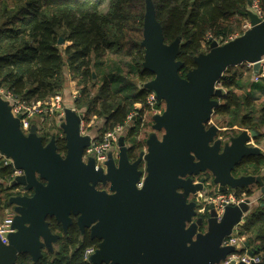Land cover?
Instances as JSON below:
<instances>
[{
    "label": "water",
    "instance_id": "95a60500",
    "mask_svg": "<svg viewBox=\"0 0 264 264\" xmlns=\"http://www.w3.org/2000/svg\"><path fill=\"white\" fill-rule=\"evenodd\" d=\"M250 24L233 40L223 44L213 41L208 52L195 58L196 67L182 77L183 63L176 58L179 41L165 43L152 0H147L144 67L155 76L145 88L165 104L153 122L155 128L165 132L162 140L151 137L147 152L142 151L133 162L128 157L126 136L122 135L118 162L110 154L106 172L95 169L94 158L83 159L91 136L80 134L82 113L71 108L65 111L61 129L67 153L62 156L55 136L44 145L36 125L26 135L20 127L21 115L14 116L8 101L0 95V151L23 171L11 186L33 190L32 195L10 199L16 212L14 232L8 244L0 239V264H16L25 255L38 260L44 248L52 251L58 236L49 227V217H55L66 229L73 223L72 216H78L81 229L91 226L95 235L105 238L91 256L93 264H216L234 253L236 248L223 242L252 213L251 197L238 205H227L220 219L210 204L205 235L198 233L201 219L187 228L186 222L197 213L196 204L188 202L189 195L208 194L207 179H195L207 171L214 176L219 191L248 187L254 182L263 184L261 176L233 174L244 157L262 153L259 147L247 145L259 136L255 129L244 130L231 139L230 145L222 147L219 139L214 140L217 127H207L224 95L216 85L227 68L252 63L253 72L259 74L264 56V19L250 11ZM143 160L145 176L139 188ZM99 181H109L112 193L98 190ZM196 234L198 239L194 240ZM244 245L248 254L255 253L247 242Z\"/></svg>",
    "mask_w": 264,
    "mask_h": 264
},
{
    "label": "trees",
    "instance_id": "16d2710c",
    "mask_svg": "<svg viewBox=\"0 0 264 264\" xmlns=\"http://www.w3.org/2000/svg\"><path fill=\"white\" fill-rule=\"evenodd\" d=\"M254 0H152L164 41H179L177 60L183 63L180 75L196 67L195 58L210 49L213 41L225 43L244 32L250 21ZM264 12V0H259ZM147 0H0V88L26 100L41 101L61 94L65 76L75 82L80 97L74 102L92 128L103 121L100 133L125 125L130 114L135 119L127 127L128 157L136 161L145 147L139 139L150 112L149 90L145 84L155 76L144 67V22ZM63 39V43H60ZM248 72V73H247ZM246 73L227 68L220 83L226 88L212 120L235 130L264 126V78L253 81ZM236 132L227 135L230 139ZM48 136V135H47ZM46 135L43 144L49 141ZM257 141H259L257 139ZM58 153H67L64 133L56 136ZM264 171V154L243 158L235 167L236 177ZM13 169L0 159V211L11 206L22 186L8 185ZM228 194L231 190L221 191ZM236 197H251L249 187L234 190ZM209 206L203 217H210ZM58 236L52 251L42 250L38 260L25 255L16 264H91L85 254L94 240L74 221L66 229L55 217L48 218ZM83 232H82V231ZM205 229L202 227L201 231ZM249 248L255 249L264 264V196L260 204L238 228ZM247 248L240 250L244 252Z\"/></svg>",
    "mask_w": 264,
    "mask_h": 264
},
{
    "label": "built area",
    "instance_id": "2783aa9c",
    "mask_svg": "<svg viewBox=\"0 0 264 264\" xmlns=\"http://www.w3.org/2000/svg\"><path fill=\"white\" fill-rule=\"evenodd\" d=\"M251 11L256 13L260 18L264 19V12L260 6L259 0H254V2L251 5ZM251 26L249 25V28ZM247 24L244 26V32L249 29ZM237 35H233L230 37V40H233L236 38ZM227 42V41H226ZM261 67L259 74H255L253 72V81L258 82L262 78H264V56L260 60ZM248 69L253 70V64L252 63H246ZM216 88H221L223 92H226V88L223 87L220 83V81L217 83ZM150 91V90H149ZM0 95L3 96L6 100L9 101V104L11 106V112L14 116L21 115L20 118V127L22 131L27 135L30 133L33 125H36L38 127V131L41 130L46 125L47 119H62L65 116V111L67 108H71L77 112H80L84 115L82 110H79L75 104L74 105H66V102L61 94H56L50 98H47L45 100L41 101H34V100H26L24 98H21L19 96H15L11 92L0 89ZM80 97L79 92L76 90L72 93V99L73 102L77 98ZM147 103L150 107V112L155 113H162L164 111V107L162 106L163 103H159L157 100L156 93L154 91H150L147 96ZM221 103V100H220ZM137 115L136 112H133L130 114L126 120L125 125H118L113 129L107 130L103 133H99V135L93 136L91 131H89V128L92 126V123H87V121L84 119V116L82 117L81 123H80V134L90 135L91 136V143L90 145L85 149L83 159L84 161H88L89 158H94L96 162V167L100 169V167H106V162L109 158L110 153H117L119 150V139L122 135H125L127 132V127L129 124H131L132 120L135 119V116ZM148 113L145 114L144 120H146ZM38 118H40V121L38 122ZM247 144H252L253 146H257L261 149V152L264 154V143L255 142V139L251 138ZM0 159L4 161V163L8 166H11L13 169L12 178L10 179L8 185L11 186V183L13 180L23 174V171L20 169H17L13 165V160L11 158H7L5 154H3L0 151ZM107 168V167H106ZM143 179L138 183V187H142L143 185ZM199 196L202 197V192L199 193ZM246 198L245 195H242L241 198L236 197L235 192L231 191L228 194H224L222 192L216 193L213 196H210L205 199L206 204L199 207L200 212H204L206 210V207H208L210 204L214 205V208L217 212V216L219 218L222 217V215L225 212V208L227 205L233 204L238 205L241 201H243ZM16 212L14 210V207H9L4 209V214L2 217H0V239L3 243L8 244L9 242V235L14 232L13 229V223L15 218ZM245 222V219L238 224L233 233L226 238V240L223 242V245L225 246H234L236 248V251L228 256V260L226 261V264L234 261L235 263L244 262L246 264H260L262 261V258L260 255L253 254L250 255L247 252H241L244 248V242L245 238L241 237L238 234V228ZM95 253V251L91 248L87 249L85 254V259L88 262H91V256Z\"/></svg>",
    "mask_w": 264,
    "mask_h": 264
},
{
    "label": "rangeland",
    "instance_id": "374dc122",
    "mask_svg": "<svg viewBox=\"0 0 264 264\" xmlns=\"http://www.w3.org/2000/svg\"><path fill=\"white\" fill-rule=\"evenodd\" d=\"M248 28H249V25L251 26L250 24V21L246 22ZM245 24V25H246ZM244 25V26H245ZM243 26V27H244ZM244 30V28H243ZM244 33V32H243ZM242 33V34H243ZM241 35V34H240ZM239 35V36H240ZM238 37V36H237ZM232 70H235L236 68H238L240 71H244L246 73V71H248V67H247V64L246 63H243V64H240V65H237V66H231ZM248 73V72H247ZM66 80H65V85L67 82L70 81V77L68 75L65 76ZM67 86V85H66ZM61 95L62 92H61ZM3 97V96H2ZM4 98V97H3ZM5 99V98H4ZM6 100V99H5ZM8 101V100H7ZM9 103V101H8ZM264 103V98L260 101H258V105H262ZM10 105V104H9ZM66 105L69 106V102H66ZM162 106L165 108V104H162ZM159 114H162V113H155V112H149L147 117H146V122L147 123H150V125H146L145 127L142 128V131H141V134L139 135V139L141 140H145V147H144V150L145 152H147L148 150V145H147V141L151 138V137H156L157 139L159 140H162V136L165 132L164 129H157L154 127V117L156 115H159ZM101 122H103L102 120L99 121V124H102ZM46 127H48V130H49V133L48 134H51L50 132H54V136H57L59 134H62L63 130L61 129V124H58V120L57 119H52L50 120L46 125ZM210 126H216L217 127V130H216V135L214 137V140L216 139H219L222 143V147L226 146V145H230L231 144V139L227 136V135H231V134H234L235 131L236 132V136L238 135H242L243 131L241 130H237V128H235V130H227L228 128L226 127H223V126H220L219 124H217L215 122V119H211L210 123H208L207 127H210ZM92 128H89V131H91ZM62 131V132H61ZM255 131L257 132V134H259V136L256 138V139H259V141H256V142H264V126H261L260 129H255ZM92 133V132H91ZM251 140V139H250ZM127 142V141H126ZM128 145V143H127ZM248 146H253L252 144H247ZM145 164H144V160L142 161V163L140 164V167L139 169H141L143 172L142 176H141V179L145 176ZM206 177V179L208 180L205 185L207 187V192H208V195L204 194V192H202V197H200V203H202V206L206 204L205 202V199H206V196L207 198L210 197V196H213L215 195L216 193H219L220 191H218V185L214 184V176L212 175V173L210 171H207L206 174L204 175ZM99 188H103V189H106L108 192L112 193V189H111V183L109 181H107L106 183H102V185H98ZM227 189L231 190V191H234L235 189H232L231 187H227ZM25 188L23 189H15L13 192H21V194H25ZM231 205V204H230ZM201 206V205H200ZM10 207H13V205H11ZM4 214V209H2L0 211V217H2ZM219 218V217H218ZM199 219H203L201 217V215H199ZM209 219V218H208ZM220 219V218H219ZM204 231H199L198 233H201L202 235H205L206 232L208 231V224L206 223L205 226H204ZM198 239V234H196L194 236V240ZM54 243L53 242V248H54ZM229 256V255H228ZM228 260V257L224 260H221V262L219 263H216V264H225L226 261Z\"/></svg>",
    "mask_w": 264,
    "mask_h": 264
},
{
    "label": "flooded vegetation",
    "instance_id": "af4514ba",
    "mask_svg": "<svg viewBox=\"0 0 264 264\" xmlns=\"http://www.w3.org/2000/svg\"><path fill=\"white\" fill-rule=\"evenodd\" d=\"M49 133V130H48V127H44V128H41V130H39V135L40 136H42L43 138H44V135H48L47 136V138L49 139V141L48 142H50L51 141V139H52V137L54 136V132H50L51 134H48ZM56 137V136H55ZM250 141V140H249ZM248 141V142H249ZM257 141V139H255V142ZM257 143V142H256ZM110 154H112L113 155V157H114V159H115V161H116V163L118 162V152L117 153H110ZM109 154V155H110ZM132 162V161H131ZM100 168H102L103 170H104V172H106L107 171V168L106 167H100ZM95 169L97 170V169H99V168H97L96 166H95ZM206 173H203V174H201L200 176H198V177H196L195 179H196V181H198L201 177H205L204 175H205ZM206 178V177H205ZM208 181V180H207ZM206 181V182H207ZM102 183H104V182H101V181H99L97 184H96V188L98 189V190H105L106 192H108L106 189H103V188H99L98 187V185H102ZM23 189V188H22ZM218 191H219V186H218V189H217ZM25 192L27 191V190H24ZM221 192V191H220ZM108 193H110V192H108ZM204 194H206V193H204ZM206 195H208V194H206ZM200 196H199V193L198 194H190L189 195V197H188V202H194L195 204H196V206H195V209H196V211H197V213H196V215L192 218V220L190 221V222H186V228L188 227V226H190L191 225V223H193V222H197V220H199V215H201V217L203 218V219H201L202 220V224L200 225V226H198V229H199V231H201V228L203 227L204 228V226H205V224H206V222L208 221V219L206 220L204 217H203V215L206 213V210L204 211V212H200V210H199V207H200V205H201V203H200ZM210 210V209H209ZM72 219H73V223H74V221L78 224V216H72ZM72 223V224H73ZM79 225V224H78ZM93 225V224H92ZM80 227V226H79ZM81 229V228H80ZM82 230H85V232H83ZM81 231L83 232V234H85V233H87L88 234V236H89V238L90 239H92V240H94V243L92 244V245H90L89 246V248H91V249H93L95 252H96V250L97 249H99V247H100V245L103 243V241L105 240V238L104 237H99V236H97V235H95L94 233H93V231H92V227L91 226H89V227H85L84 229H82ZM55 244H56V242L54 243V246H55ZM88 248V249H89ZM44 249H46V248H44ZM43 249V250H44ZM47 250V249H46ZM91 263V262H90ZM91 264H93V263H91ZM102 264H110V263H102Z\"/></svg>",
    "mask_w": 264,
    "mask_h": 264
},
{
    "label": "crops",
    "instance_id": "0c3cea01",
    "mask_svg": "<svg viewBox=\"0 0 264 264\" xmlns=\"http://www.w3.org/2000/svg\"><path fill=\"white\" fill-rule=\"evenodd\" d=\"M70 77V76H69ZM253 78V77H252ZM67 85V86H66ZM66 85H65V87H64V90L62 91V97L64 98V100H65V102H69V105H74V102H73V99H72V93L74 92V91H76V86H75V82L74 81H72L71 79H70V81L69 82H67L66 83ZM164 104V103H163ZM57 119V118H56ZM50 120H52V119H47L46 120V122L48 123ZM58 120V124H62V122L64 121V118H62V119H57ZM40 121V118H38V122ZM46 123V124H47ZM98 124H96L95 126H93L92 127V129H91V132H92V134H93V136H98L99 135V128H100V126H101V124H99V121L97 122ZM102 123V122H101ZM45 127V126H44ZM43 127V128H44ZM235 128H237V130L239 129V130H241V131H244V130H252V129H243V128H240V127H238V126H235L234 127V129ZM257 130V129H256ZM62 132V131H61ZM259 140V139H258ZM262 143H264L263 141H262ZM118 152H119V150H118ZM255 176H261L262 177V180H263V184H264V171L261 173V174H258V175H255ZM263 184H260V183H256V182H254V183H252V184H250L248 187L249 188H251L252 190H253V195L251 196V198L254 200L253 201V204H252V206H253V210H254V208L255 207H257L259 204H260V199L264 196V192H263V190H262V188H263ZM244 252H246V250L244 251Z\"/></svg>",
    "mask_w": 264,
    "mask_h": 264
},
{
    "label": "bare ground",
    "instance_id": "6f19581e",
    "mask_svg": "<svg viewBox=\"0 0 264 264\" xmlns=\"http://www.w3.org/2000/svg\"><path fill=\"white\" fill-rule=\"evenodd\" d=\"M0 89H3V88H0ZM211 211V210H210ZM226 264V263H225Z\"/></svg>",
    "mask_w": 264,
    "mask_h": 264
}]
</instances>
